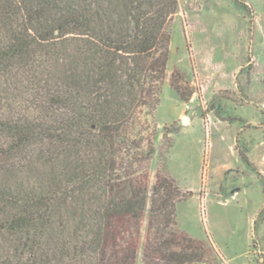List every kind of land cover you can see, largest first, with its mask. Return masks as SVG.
Segmentation results:
<instances>
[{
    "label": "trees",
    "instance_id": "1",
    "mask_svg": "<svg viewBox=\"0 0 264 264\" xmlns=\"http://www.w3.org/2000/svg\"><path fill=\"white\" fill-rule=\"evenodd\" d=\"M178 7L0 0V264L203 260V241L175 228L179 186L161 171L151 182L155 149L135 131L157 105Z\"/></svg>",
    "mask_w": 264,
    "mask_h": 264
},
{
    "label": "rangeland",
    "instance_id": "2",
    "mask_svg": "<svg viewBox=\"0 0 264 264\" xmlns=\"http://www.w3.org/2000/svg\"><path fill=\"white\" fill-rule=\"evenodd\" d=\"M135 131L155 149L151 182L161 171L181 190L175 228L205 245L192 264H264V0H179Z\"/></svg>",
    "mask_w": 264,
    "mask_h": 264
}]
</instances>
